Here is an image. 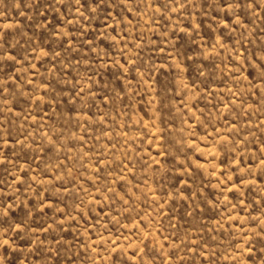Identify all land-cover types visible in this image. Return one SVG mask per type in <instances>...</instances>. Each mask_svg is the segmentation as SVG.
Returning a JSON list of instances; mask_svg holds the SVG:
<instances>
[{
  "label": "rangeland",
  "instance_id": "1",
  "mask_svg": "<svg viewBox=\"0 0 264 264\" xmlns=\"http://www.w3.org/2000/svg\"><path fill=\"white\" fill-rule=\"evenodd\" d=\"M0 264H264V0H0Z\"/></svg>",
  "mask_w": 264,
  "mask_h": 264
},
{
  "label": "snow or ice",
  "instance_id": "2",
  "mask_svg": "<svg viewBox=\"0 0 264 264\" xmlns=\"http://www.w3.org/2000/svg\"><path fill=\"white\" fill-rule=\"evenodd\" d=\"M8 243V241L7 240H5V244H7Z\"/></svg>",
  "mask_w": 264,
  "mask_h": 264
}]
</instances>
